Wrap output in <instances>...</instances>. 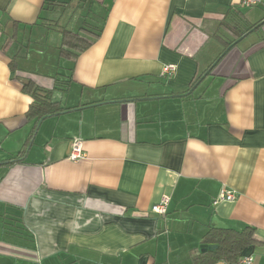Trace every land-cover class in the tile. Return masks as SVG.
Instances as JSON below:
<instances>
[{
	"label": "crops",
	"instance_id": "crops-1",
	"mask_svg": "<svg viewBox=\"0 0 264 264\" xmlns=\"http://www.w3.org/2000/svg\"><path fill=\"white\" fill-rule=\"evenodd\" d=\"M73 1L0 0V264H207L214 228L264 264V1ZM22 79L67 111L29 120Z\"/></svg>",
	"mask_w": 264,
	"mask_h": 264
},
{
	"label": "trees",
	"instance_id": "trees-1",
	"mask_svg": "<svg viewBox=\"0 0 264 264\" xmlns=\"http://www.w3.org/2000/svg\"><path fill=\"white\" fill-rule=\"evenodd\" d=\"M264 22L259 23L256 27L262 26ZM63 34V45L61 52L68 57L78 58L79 54L86 51L101 36V28H92L83 26L81 34H72L65 28H60ZM73 68L70 69V72ZM23 93L32 97L33 102L27 112L29 120L41 121L47 117L56 116L67 111L61 104L54 100V92L58 87L66 84V82H57L53 89H46L38 86L31 79H22ZM217 245V249L213 251H198L200 254L196 260H203V256L209 255L210 259L207 264H216L225 261L227 264H238L245 249L251 246H257L255 239V229L246 228L243 231H235L231 229H211L207 232L203 239V247Z\"/></svg>",
	"mask_w": 264,
	"mask_h": 264
},
{
	"label": "built area",
	"instance_id": "built-area-1",
	"mask_svg": "<svg viewBox=\"0 0 264 264\" xmlns=\"http://www.w3.org/2000/svg\"><path fill=\"white\" fill-rule=\"evenodd\" d=\"M264 0H240L239 4L242 7H253L258 6L263 3ZM176 71V67L174 65H168L163 68L164 74H172ZM86 153L84 151L83 142L80 140H75L73 143V149L72 153L70 155V159L72 161H79L81 159H84L86 157ZM235 200V194L231 191H228L226 189H223L220 194L215 198L214 204H219L221 202L225 201H234ZM170 199L169 197H163L160 203L153 206L152 211L158 215H166L168 211V205H169ZM254 258L253 257H246L242 260L243 264H253Z\"/></svg>",
	"mask_w": 264,
	"mask_h": 264
},
{
	"label": "rangeland",
	"instance_id": "rangeland-1",
	"mask_svg": "<svg viewBox=\"0 0 264 264\" xmlns=\"http://www.w3.org/2000/svg\"><path fill=\"white\" fill-rule=\"evenodd\" d=\"M78 0H75V1H73L72 3H71V8L69 9V10H71V12L70 13H72V12H75L76 10H81L82 8L84 9L85 8V5H84V3L83 2H81L80 0H79V2H77ZM79 3V4H78ZM75 6H77L76 8H75ZM80 7V8H79ZM88 8L89 7H87L85 10H88ZM90 25H91V22H90ZM91 26H93V25H91ZM99 25H95V27L97 28Z\"/></svg>",
	"mask_w": 264,
	"mask_h": 264
},
{
	"label": "water",
	"instance_id": "water-1",
	"mask_svg": "<svg viewBox=\"0 0 264 264\" xmlns=\"http://www.w3.org/2000/svg\"><path fill=\"white\" fill-rule=\"evenodd\" d=\"M203 249H207V250H215L217 249V246L216 245H212V246H208V247H203Z\"/></svg>",
	"mask_w": 264,
	"mask_h": 264
}]
</instances>
